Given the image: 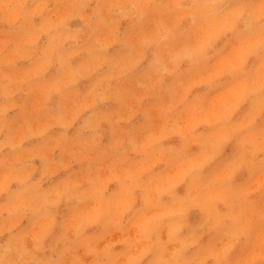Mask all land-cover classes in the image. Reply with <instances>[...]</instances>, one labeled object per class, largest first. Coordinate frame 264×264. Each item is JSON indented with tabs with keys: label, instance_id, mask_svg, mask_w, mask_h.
Wrapping results in <instances>:
<instances>
[{
	"label": "clouds",
	"instance_id": "obj_1",
	"mask_svg": "<svg viewBox=\"0 0 264 264\" xmlns=\"http://www.w3.org/2000/svg\"><path fill=\"white\" fill-rule=\"evenodd\" d=\"M0 264H264V0H0Z\"/></svg>",
	"mask_w": 264,
	"mask_h": 264
},
{
	"label": "rangeland",
	"instance_id": "obj_2",
	"mask_svg": "<svg viewBox=\"0 0 264 264\" xmlns=\"http://www.w3.org/2000/svg\"><path fill=\"white\" fill-rule=\"evenodd\" d=\"M181 191H182V189H181Z\"/></svg>",
	"mask_w": 264,
	"mask_h": 264
}]
</instances>
